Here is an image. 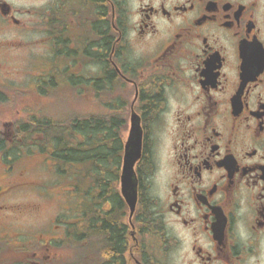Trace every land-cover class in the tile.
I'll return each instance as SVG.
<instances>
[{"label":"flooded vegetation","instance_id":"af4514ba","mask_svg":"<svg viewBox=\"0 0 264 264\" xmlns=\"http://www.w3.org/2000/svg\"><path fill=\"white\" fill-rule=\"evenodd\" d=\"M57 81L60 109L103 110L123 146L137 116L136 207L122 147L116 197L108 180L98 208L76 197L70 223L31 235L15 230L40 205L14 200L29 185L14 114L44 109ZM84 256L264 264V0H0V264Z\"/></svg>","mask_w":264,"mask_h":264},{"label":"trees","instance_id":"16d2710c","mask_svg":"<svg viewBox=\"0 0 264 264\" xmlns=\"http://www.w3.org/2000/svg\"><path fill=\"white\" fill-rule=\"evenodd\" d=\"M56 90L58 87L52 82L45 91V97L56 102L58 92L53 94ZM51 103L36 112H23L24 117L15 119L16 138L21 139V143L14 144L15 152L37 150L49 156L57 164L58 177L75 186V193L85 204L86 214L88 205L94 203L98 208L103 203L108 180L112 197L118 194L115 188L116 165L122 155L124 130L116 124L107 126L105 116L98 113L80 114L58 109V114L47 117L46 109L51 107ZM62 112L69 116L62 117ZM35 136L46 142L40 143Z\"/></svg>","mask_w":264,"mask_h":264},{"label":"rangeland","instance_id":"374dc122","mask_svg":"<svg viewBox=\"0 0 264 264\" xmlns=\"http://www.w3.org/2000/svg\"><path fill=\"white\" fill-rule=\"evenodd\" d=\"M57 92L58 90H56L53 94H56ZM56 97V102L48 100L45 97L46 104L52 101L50 104L51 107H47L46 109L47 117H53V115L58 114V108H63L62 105H59L58 107V102L64 103L67 100L63 96H60L59 100L58 95H56ZM71 111H75L77 113L79 112L80 114H91L88 112L78 111L76 109ZM94 113L104 115L103 110H99ZM61 114L62 117L69 116L67 112H62ZM14 115L15 119L22 118V116L24 117V113H15ZM27 159L29 160H22L18 165L16 164L15 167L16 171L25 168L27 169L26 179L29 181V185H26V187L28 188V192L26 190L24 193H15L14 200L18 202H22L24 200L30 201L32 205L33 203L37 206L40 205V208L39 210L37 209L25 217L20 218L19 222L16 220L15 230L18 231L17 229H24L25 232L30 233L31 235H35L40 232L47 233L49 230L53 229V227H46L51 224L53 218L57 217L58 220L68 218V216L64 215L65 212L70 211L72 208V195L68 186L58 185V176L56 175L57 170L56 167H54L55 163H53L49 156L31 150ZM24 163H27L28 165L24 167Z\"/></svg>","mask_w":264,"mask_h":264},{"label":"water","instance_id":"95a60500","mask_svg":"<svg viewBox=\"0 0 264 264\" xmlns=\"http://www.w3.org/2000/svg\"><path fill=\"white\" fill-rule=\"evenodd\" d=\"M141 138V128L139 125V121L137 119V116L132 115L131 119H130V129H129V133H128V138L125 144V160H127L130 155H134L136 154V152H133V149L135 146L139 145V140ZM127 172L125 170H123L122 172V177H121V181L122 183H124V181L127 179ZM125 191V189H124ZM126 203L128 204V207L130 208V214L132 215L133 211H134V207H135V203H136V194H135V189H133V191L130 192H123Z\"/></svg>","mask_w":264,"mask_h":264}]
</instances>
